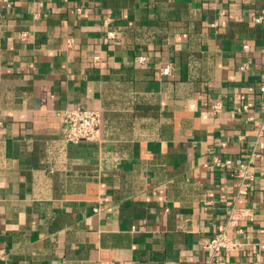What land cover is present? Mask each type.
<instances>
[{"label":"crops","instance_id":"1","mask_svg":"<svg viewBox=\"0 0 264 264\" xmlns=\"http://www.w3.org/2000/svg\"><path fill=\"white\" fill-rule=\"evenodd\" d=\"M262 84L264 0H0V264H264Z\"/></svg>","mask_w":264,"mask_h":264},{"label":"built area","instance_id":"2","mask_svg":"<svg viewBox=\"0 0 264 264\" xmlns=\"http://www.w3.org/2000/svg\"><path fill=\"white\" fill-rule=\"evenodd\" d=\"M5 1V0H4ZM263 19L262 16L255 18V21L259 22ZM109 36H113L114 32H108ZM27 36L26 31L21 32V37L24 39ZM243 48L247 49L248 46L244 45ZM99 56L95 55L94 59H98ZM147 57L145 54H139L135 57V61L138 63H145ZM246 64H242L241 68H245ZM159 72L161 74H168L170 72V66L166 65L162 67ZM259 91L261 93V102L264 104V84L260 85ZM221 100L214 99L211 103L212 111L218 112L222 108ZM58 116L61 118L64 124V137L67 142L78 143L82 141L97 140L99 127L101 123V113L94 108H64L57 111ZM264 148V142H257L248 157L237 158L234 161L235 169L240 176L245 179L252 177L251 167L255 164L256 160L260 158L261 152L259 150ZM217 164L221 166L231 165L230 159L223 161L217 160ZM100 207H93V210H99ZM234 220V213L230 212L228 222ZM227 222V224H228ZM227 224H220L216 232L205 238L201 244L202 249L207 253V259L205 264H210L212 260L219 255L222 251L237 250L241 247L242 243L233 236H230L227 231ZM97 264H133L129 260H99Z\"/></svg>","mask_w":264,"mask_h":264}]
</instances>
